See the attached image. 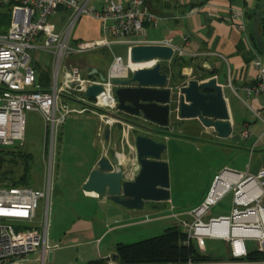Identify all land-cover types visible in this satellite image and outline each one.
Listing matches in <instances>:
<instances>
[{
    "label": "built area",
    "instance_id": "built-area-1",
    "mask_svg": "<svg viewBox=\"0 0 264 264\" xmlns=\"http://www.w3.org/2000/svg\"><path fill=\"white\" fill-rule=\"evenodd\" d=\"M91 0H0V7H8L10 21L5 29L0 28V146L8 147L16 141H22L25 128V111L40 113L50 152L55 144L59 127L71 113L81 114L95 107L102 111V126L99 135L104 137V130L115 125L120 126L117 141L120 153L134 150L130 133L134 126L119 117L117 101L114 95V78H126L127 74L139 68H151L159 59L144 63L145 66L132 68L128 54L133 45L169 46L174 53L181 49L170 38L147 41L145 23H155L156 16L146 10L145 0H127L121 4L115 0H105L101 8L91 5ZM61 7L71 10L68 23L63 30L57 31L50 17ZM82 16H92L102 25L104 38L98 40L72 41L71 31ZM234 26L242 33L247 48L252 53L251 65L255 69L254 80L244 87L248 97L247 105L256 118L264 123V103L257 104L256 98H264V60L253 49L249 40V31L245 12L234 10L230 14ZM110 36L112 40H108ZM112 41H125L127 48L126 62L121 56L113 55L110 69L105 74V81L100 82L95 74L83 75L80 67L71 62L70 57L82 55L99 47H108ZM30 51H44L51 55L52 70L46 90L38 82L36 61ZM161 62V61H160ZM151 63L149 65H146ZM124 68V76L112 73L113 67ZM99 84L101 92L93 99L85 97L86 89ZM87 103L88 106L76 107ZM178 117V116H177ZM252 135L245 128L240 138L246 140ZM264 140V131L258 136ZM115 146L109 145V147ZM48 162V176L44 190L25 186H0V264H52L55 247L48 242V223L44 218L37 223L39 199L47 203L51 181ZM230 175L236 178L228 182L226 188L217 193L222 177ZM228 192H232L231 210L228 215H220L204 221V215L210 205ZM191 221L178 219L174 215L175 225L186 233L184 244L188 245L192 237L216 238L228 243L227 256L216 261L150 262L140 264H264V166L256 175L222 170L215 177L205 201L188 212ZM252 238L256 243V253L260 257L250 259L245 239ZM51 257V260H50ZM85 264H127L114 258V254L99 257L97 261Z\"/></svg>",
    "mask_w": 264,
    "mask_h": 264
},
{
    "label": "crops",
    "instance_id": "crops-1",
    "mask_svg": "<svg viewBox=\"0 0 264 264\" xmlns=\"http://www.w3.org/2000/svg\"><path fill=\"white\" fill-rule=\"evenodd\" d=\"M104 1L105 0H91L90 3L96 9H99ZM115 1L121 4L127 2V0ZM257 3L258 0H145L146 10L154 14L157 19L155 23L144 24L145 34L143 38L147 41L170 38L182 51V53H174L173 57L167 61H161V63L166 62L165 64L162 63V65H170L169 63H171L175 56L181 54L185 61L193 60L195 62H201L205 70H210L213 66L216 68V73L212 77H215L217 84L223 87V94L227 102L231 123V133L227 138L232 141H237L236 136L232 133L235 121L230 113V101L225 90L230 89L239 99L240 96L238 91L246 95L243 89L253 82L255 69L251 65L252 53L247 48L242 33L234 26L230 14L234 10H242L245 14L250 13L256 8ZM70 13V9L61 7L51 18L55 15L65 14L68 19ZM54 26L56 29H59L55 24ZM101 38H104L101 22L92 16L80 17L71 31L72 41L98 40ZM107 39L112 40L110 36H107ZM128 47L129 45L127 48ZM107 49L109 48L103 46L85 54L94 53L96 51L99 53L100 51L106 53ZM97 58L91 63H86L92 65L87 74H95V70L97 72L100 71L99 65L102 62ZM34 60L37 61V59ZM35 64L38 67L37 63ZM219 67L224 68L223 73L219 71ZM174 70H176V72L167 73L169 75L168 86L180 87L189 79L204 80L192 78V70L189 66L182 67L180 72L175 67ZM176 73H179L180 76L176 75ZM256 101L257 104L264 103V98L260 101L259 97H257ZM246 106L249 107L247 103ZM250 111L252 112L251 108ZM116 114L122 118H130L132 121H140L139 118H133L118 111ZM253 116V122H258L264 126V123H262L260 119L256 118L254 114ZM171 118L178 122H184V120H187L186 122H191V124L186 126V129L189 131L188 135L175 133L170 120L168 126L165 128L159 129L156 125H150L152 128L160 131L158 135H155V138L167 145L162 159L169 165V201L148 202L141 209H126L108 201L105 196H98L90 188L84 187L88 174L95 166L96 161L102 155H107L109 145H113L116 141L120 126L115 125L110 130L109 141L106 142L104 137L102 140L104 143L106 142L105 145H108L107 150L99 147L95 155H91V157L89 155L85 168L81 169L83 174L77 176L79 178L78 180L74 178V183L73 185L71 184L72 187H74L71 191V196L78 201L76 208L82 215L77 216V219L73 220L62 232L53 236L50 240L49 243L55 247L52 253V263L54 259V264H85L95 262L99 257L107 254H114L115 247L118 243H127V241L144 233H155L175 225L174 215H177L178 219L191 221L188 212L203 202L215 177L218 176L222 170L228 169L236 173L256 175L260 167L264 166V158L245 171H243V167L235 163L234 160L227 163L226 159L221 163L218 160V156L221 150L226 151V149L221 142L217 140L219 137H217L212 128L204 127L196 118L180 119L177 117L176 112L171 113L170 119ZM241 123L243 128L242 131L251 124L248 120L244 119L241 120ZM132 133L134 135V132H131V134ZM98 135L97 133V136ZM199 136H211V139L206 140ZM258 136L250 147V153H253L255 150L264 152V143L260 142L261 139H258ZM61 138L62 133L60 132L57 136V143H60ZM69 139V151L74 155V158H78L83 153L87 152L86 146L88 141L86 140L85 132L75 131L69 133ZM177 141L195 144L193 150L196 152L200 153L201 150L204 152L206 151L203 157L197 156L192 159L194 162H199L203 165L202 171L197 170V173L202 174L203 188L201 194L202 196L204 195L198 203H196L197 201L192 203L191 200L182 204L174 202V195L181 185V175L184 171L183 167L185 166L183 165L184 158L182 159L181 156H178L176 151L177 148L175 144ZM197 142L202 145L196 146ZM117 150L118 152L120 151L118 146ZM231 153L233 154V152ZM119 156L121 160H124L122 152H119ZM87 157L86 155L84 160ZM228 177L231 178L230 175H228ZM54 191L55 190H53V196H55ZM63 195L65 198L67 192H63ZM165 205L169 206L168 208L172 211V215H161L159 213ZM96 209L99 210V212H96ZM175 210L176 212H174ZM125 229H130L131 231L125 232ZM101 244H104L102 248ZM111 247H114L113 251L110 250Z\"/></svg>",
    "mask_w": 264,
    "mask_h": 264
},
{
    "label": "rangeland",
    "instance_id": "rangeland-1",
    "mask_svg": "<svg viewBox=\"0 0 264 264\" xmlns=\"http://www.w3.org/2000/svg\"><path fill=\"white\" fill-rule=\"evenodd\" d=\"M1 11H8L9 10L5 7H0ZM64 15V17H63ZM63 15H55L54 17H50V22L54 23L57 28L58 32L63 30L64 27L68 23V19L65 14ZM64 20V21H63ZM10 21V18H9ZM9 21L6 26L9 24ZM247 27L249 29V22L247 23ZM127 46L128 44L125 41H112L110 44V48L106 50V53L100 51L89 53V54H82L77 55L74 57H70V60L68 62H71L72 64L77 65L81 68L83 75H86L91 66L90 64L95 61V58L99 59L102 63L99 65V69L102 74H106L107 71L110 69L111 63H112V56H121L123 63L126 62V53H127ZM30 56L32 59H37L36 63L38 65L37 72L40 71H48L49 74L52 70V58L51 55L44 51H30ZM259 56L264 60V53H259ZM175 59H177V62H175L174 66L177 68V70L180 72V69L182 67H191V76L192 78H202L204 76L208 75V72L212 69L216 68L213 66L210 70H205L201 64V62H195L193 60H183V56L181 54H177L175 56ZM165 64L166 62H162ZM170 65L173 64V61L169 63ZM181 67H179V66ZM96 66V64H95ZM219 71L221 73L224 72L223 67H219ZM176 72V70H174ZM131 76L130 73L127 74L126 78H129ZM50 77V75H49ZM124 79V78H121ZM227 96L229 97L230 101V113L233 116V119L235 121V125L233 127L232 133L236 136L237 141H232L231 139H222L218 138L217 140L221 142L223 147H225V150H221L218 160L223 163L224 160L227 161V163L231 162L232 160L235 161L238 165L243 167V171L247 170L249 167H252L256 162L264 158V152H259L258 150H255L253 153H250V147L252 146L253 142L256 141V138L259 134L264 131V126H262L258 122L254 121V116L252 112L250 111V108L246 106V103L248 102V97L244 94H242L240 91H238V94L240 96V99L237 98L233 92H231L230 89L225 90ZM259 100L262 101V97H259ZM73 106L76 107H83V106H89L87 103H83L78 105L77 103H73ZM100 111L95 107V110L93 108L88 109L84 111L81 114L77 113H71L65 120L64 124L59 127L54 147L52 148L51 152L49 149V143L48 138L46 136V145H45V128L44 123L42 120V117L40 113L36 111H25V128H24V138L22 141H16L13 145L5 147L7 149H11L14 151H20L24 152L30 155V160L28 161V180H27V186L33 189L38 190H44L46 188V181L48 176V162L50 160L51 162V170L49 172V178L51 181V192L48 198L47 203H45L44 199H39L38 201V207H37V217L36 221L37 223L40 221H43L45 218L48 223V242L53 238V236L59 234L63 231L64 228L67 227L68 224H70L73 220L77 219V216H80V214L76 208L77 200L75 198H72L71 191L74 189L72 187L74 183V178L79 179L77 176H81L83 174L82 170L85 168L89 155H95L99 147H102L107 150L108 145H105V143L102 141L103 137L102 135H98L101 129V126L103 125L100 120ZM248 120L250 124L248 128L249 131H251L252 135L246 139L245 141L240 138V132L242 131V123L241 120ZM171 121V124L173 126L174 132L181 133L183 135H188L189 131L186 129V126L188 124H191V122H186L187 120H184V122H178L176 120H173L172 118L169 119ZM189 121V120H188ZM78 132L83 131L86 134V140L87 143V149L86 153H83L78 158H74L70 151H69V133L72 132ZM62 133V138L60 143H57V136L59 133ZM95 132V136H94ZM138 133L142 134V132L138 131ZM197 137V136H196ZM200 138L210 140L211 136H199ZM155 138V137H154ZM264 143V141H261ZM259 143V142H258ZM176 148L178 156H181L182 159L184 158L183 167L184 171L181 175V185L178 188L177 192L174 195V202L178 204H182L184 202H188L191 200L192 203L194 201L199 202L201 198H203L201 191L203 188V178L202 174L197 173L199 170L202 171L203 165L201 163H196L192 159L197 156L203 157L206 153L203 150L201 152H196L193 150L195 147V144L191 143H185L181 141L176 142ZM202 145L201 143H196V146ZM257 146V145H256ZM188 148V149H185ZM183 149V150H182ZM186 150V151H184ZM233 152V154L231 153ZM219 153V152H218ZM88 156L85 160L84 157ZM12 160L11 157L6 156L5 160L7 167L13 169L14 174L13 177L18 180L20 176L22 175V161L18 157H13ZM8 159H11L12 161L8 162ZM5 164V165H6ZM193 166V168H192ZM190 168V169H189ZM198 170V171H197ZM9 180L1 181L0 184H8ZM72 184V185H71ZM2 185V187H4ZM53 190L55 193V196H53ZM67 192V195L64 198L63 192ZM209 193V191H208ZM207 193V195H208ZM206 195L203 199L205 201ZM231 198H232V192H228L223 197H221L216 204L210 205L209 209L204 215V221L207 222V220L210 217H217L219 215H228L231 210ZM195 203V204H196ZM200 203L199 205H201ZM198 205V206H199ZM168 205H165L161 212H159L161 215H172V211L168 208ZM96 212H99V210H95ZM176 212V210L174 211ZM101 215V214H99ZM113 220V219H112ZM148 227V225H147ZM181 230L184 231L182 227H180ZM124 230V229H123ZM122 230V231H123ZM164 229L158 232H147L140 236L134 237L130 241H127V243L137 242L138 240H142L145 238H149L151 236L159 235L163 232ZM131 231L130 229H125V232ZM191 244L193 248L198 251L200 254L208 255L207 260L202 261H216L221 260L227 256L225 243L223 240L216 239V238H209V237H192L191 238ZM246 248L249 252L255 251L256 243L252 238L245 239ZM104 244H101V248ZM114 247H111L110 250L113 251ZM55 261V259H54ZM54 261L52 264H54Z\"/></svg>",
    "mask_w": 264,
    "mask_h": 264
},
{
    "label": "water",
    "instance_id": "water-1",
    "mask_svg": "<svg viewBox=\"0 0 264 264\" xmlns=\"http://www.w3.org/2000/svg\"><path fill=\"white\" fill-rule=\"evenodd\" d=\"M259 9L252 21V33L256 44L264 50L257 32ZM173 50L163 45H133L128 54L132 64H144L155 59L167 61L173 57ZM151 68H139L130 72L129 78H114V95L117 111L140 121L119 117L131 123V141L134 150H125L124 162L116 145L109 147L107 155H102L90 170L85 188H90L98 196L126 209H141L148 202H166L170 199L169 165L162 159L166 143L157 140L159 130L150 125L165 128L170 115L176 112L180 119H198L204 127L212 128L217 137L225 139L231 133V123L223 87L215 77L196 80L189 79L180 87L168 86L169 75L161 70V62ZM100 82L105 75L95 70ZM101 92L99 84L89 86L84 95L93 99ZM149 123V124H148ZM138 131L143 134L138 133ZM110 129L104 130V140L109 141ZM226 252L228 243L224 241ZM114 258H117L114 255ZM51 260V257H50Z\"/></svg>",
    "mask_w": 264,
    "mask_h": 264
},
{
    "label": "trees",
    "instance_id": "trees-1",
    "mask_svg": "<svg viewBox=\"0 0 264 264\" xmlns=\"http://www.w3.org/2000/svg\"><path fill=\"white\" fill-rule=\"evenodd\" d=\"M8 9V7L5 6ZM259 9V16L257 20V32L264 42V0H258L256 8L250 13L245 14L247 21L249 22V40L253 49L259 54L264 53V50H261L254 39L252 33V21L254 18L255 11ZM9 10V9H8ZM10 18L8 11H1L0 9V28L5 29ZM172 65H162L161 70L163 73H174V63L177 62V59H173ZM162 64V63H161ZM179 66V65H178ZM181 67V66H179ZM216 73L215 69H212L208 72L207 76H204L200 79H205L212 77ZM49 72L40 71L38 73V82L42 90H46L49 84ZM176 75H179V73ZM180 76V75H179ZM115 116L118 117L117 114ZM9 156L13 160V157H18L22 161V175L18 180H16L12 174H14L13 169L8 168L5 157ZM8 159V162L12 161ZM30 160V155L20 151H14L7 149L3 146H0V182L9 180L8 184H0L4 187H17V186H27L28 180V161ZM6 164V165H5ZM186 240V233L180 229L177 225H172L166 228L161 234L152 236L139 240L132 243H118L115 247L114 255L117 256L120 262L127 264H140V263H150V262H184L188 259L194 261L207 260L208 255L200 254L196 251L191 241L188 245L184 244ZM260 257L256 251L249 253L248 258L254 259ZM226 258V257H225ZM224 259V258H223Z\"/></svg>",
    "mask_w": 264,
    "mask_h": 264
},
{
    "label": "bare ground",
    "instance_id": "bare-ground-1",
    "mask_svg": "<svg viewBox=\"0 0 264 264\" xmlns=\"http://www.w3.org/2000/svg\"><path fill=\"white\" fill-rule=\"evenodd\" d=\"M149 64H151V63H148V64H146V65H149ZM145 66V64H132L131 63V66H132V68H138V67H140V66ZM112 73L114 74V75H116V76H124V74H125V70H124V68H120L119 66H114L113 67V70H112ZM124 162V160H122V163ZM232 178V179H231ZM228 177V175H226V176H223L222 177V180H221V183H220V185H219V187L215 190L217 193H219V192H221L222 190H224L225 188H226V186H227V184H228V182H230L231 180L232 181H235V179L236 178H234V177ZM233 178H234V180H233Z\"/></svg>",
    "mask_w": 264,
    "mask_h": 264
},
{
    "label": "flooded vegetation",
    "instance_id": "flooded-vegetation-1",
    "mask_svg": "<svg viewBox=\"0 0 264 264\" xmlns=\"http://www.w3.org/2000/svg\"><path fill=\"white\" fill-rule=\"evenodd\" d=\"M133 121H135V120H133ZM201 123V122H200ZM202 124V123H201Z\"/></svg>",
    "mask_w": 264,
    "mask_h": 264
}]
</instances>
